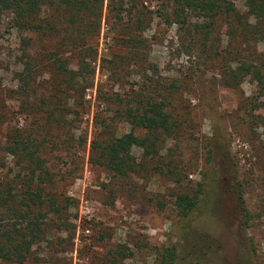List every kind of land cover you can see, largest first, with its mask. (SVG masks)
<instances>
[{
  "label": "rangeland",
  "instance_id": "obj_1",
  "mask_svg": "<svg viewBox=\"0 0 264 264\" xmlns=\"http://www.w3.org/2000/svg\"><path fill=\"white\" fill-rule=\"evenodd\" d=\"M144 1L152 17L143 29L145 73L125 60L116 75L125 50L112 16L106 19L107 0L75 46L67 39L75 32L59 22L67 16L61 9L45 13L59 34L42 40L18 31L10 11L0 10V189L22 201L28 186L44 187L39 211L47 214L23 260L0 264H159L165 249H175V264H264V87L251 72L232 79L241 65L236 59L264 79V30L245 42L222 20L204 40L192 32L195 16L179 28L155 17L162 0ZM228 1L247 11L246 0ZM81 46L90 47L83 77L69 90L51 60L61 56L76 69ZM25 55L34 76L23 88L18 75ZM155 82L173 131L154 156L133 147L136 171L120 176L98 158V141L129 132L145 136L126 120L119 101L152 91ZM53 107L58 129L48 123ZM10 135L35 153L42 171L7 152ZM196 191L195 208L181 217L176 196ZM25 225L0 213V229Z\"/></svg>",
  "mask_w": 264,
  "mask_h": 264
},
{
  "label": "trees",
  "instance_id": "obj_2",
  "mask_svg": "<svg viewBox=\"0 0 264 264\" xmlns=\"http://www.w3.org/2000/svg\"><path fill=\"white\" fill-rule=\"evenodd\" d=\"M102 2L103 0H0V10L10 11L12 25L18 31L38 35L42 40L51 39L56 33L59 34L57 21L52 20V17H46L45 13L51 9H61L66 12L67 16L59 22L75 32V36L67 35V39L73 41L70 44L75 46L78 39L83 42L85 34L91 27L90 17L93 12L95 13L97 10L99 12ZM144 2V0H107L108 16L106 19L110 15L112 16L113 26L119 29L117 33L122 34L121 42L125 50L123 56L115 64L113 75L117 74V69L123 68L125 63L121 65V62L125 60L130 62L129 66H136L138 70L145 73L142 64L144 60L141 57L145 56L144 48L146 47V38L143 35L145 30L143 29L151 25L152 17L147 19ZM246 2L247 11L241 14L228 0H162L154 13L156 18H160L170 25L174 23L179 28L190 25L189 16H195L198 19L193 23L192 32L195 33L194 36L202 35L204 40L209 39L215 23L226 20L234 27L232 36H237L245 42L250 39L256 41L262 36L264 30V0H246ZM118 39L120 40V38ZM22 40L26 45L31 41L26 38ZM89 48L81 46L77 50L79 60L73 65L76 66V69L70 67L72 63L61 56L51 60L54 74L62 78V83L59 84L65 83L69 90H77L75 86L79 85L77 82L83 77L82 72L86 65L85 52ZM25 57L27 58L21 59L23 68L18 75V81L21 82L23 88L34 76L30 55H25ZM236 60L241 65L235 68L232 79L237 80L242 75L251 72L259 84L264 87V79L261 77L260 70H251L249 63L241 61V59ZM159 85L158 82H155L152 91L147 90L143 94L133 91L126 99H119L121 106H125L122 111L126 120L132 128L143 130L144 137L139 138L129 132L119 137L113 136L107 140L98 141L96 147L98 158L108 169L120 176H127L136 171V165L131 157L133 147L142 149L145 155L154 156L157 153L158 142L173 131L175 123L171 121L172 116L165 109L162 100L157 99L158 96H162ZM43 102H45L44 99ZM50 105H54V103ZM119 110L120 107L116 108L117 112ZM56 111V107L51 108V111L47 113V118L48 123L58 129L61 126V121L57 117ZM9 138V144L6 146L7 152L21 160H27L42 171V162L35 156V153L28 151L27 146L16 137L10 135ZM31 173L34 175V170H31ZM29 188L30 186L24 191L26 195L24 199L19 201L10 189L1 186L0 213L3 212L7 216L18 218L26 223L20 228L0 229V259L2 260L16 258L18 262L22 261L42 231L40 223L44 224L47 214L39 210L44 203L41 197L45 194V189L42 186L33 190ZM196 202L197 191L194 194H179L175 198V206L180 216L184 218L189 216L195 208ZM48 204L51 205L50 208L56 209L53 198H48ZM115 253L122 256V259L126 257L122 250H117ZM175 259V249H165L161 254L159 264H175Z\"/></svg>",
  "mask_w": 264,
  "mask_h": 264
}]
</instances>
